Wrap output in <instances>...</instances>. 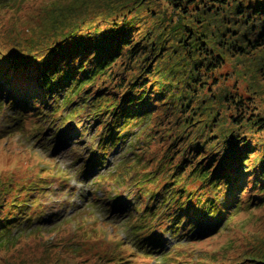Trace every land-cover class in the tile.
Here are the masks:
<instances>
[{
    "label": "trees",
    "instance_id": "1",
    "mask_svg": "<svg viewBox=\"0 0 264 264\" xmlns=\"http://www.w3.org/2000/svg\"><path fill=\"white\" fill-rule=\"evenodd\" d=\"M157 1L171 11L164 26L155 21ZM43 9V33L24 36L17 24L0 33V107H19L22 137L32 130L39 140L42 124L54 126L46 138L54 146L68 124L57 122L58 111L73 119L88 108L97 151L90 149L81 171L99 170L122 143L125 153L136 151L134 165L139 154L150 156L139 163L145 175L133 182L138 201L126 211L135 222L132 245L145 257L168 260L172 242H198L235 214L264 205V91L220 73L229 58L250 59L264 77V0H64L48 15ZM209 23L222 29L217 55L212 39L219 31ZM7 130L0 140L13 137ZM35 190L0 181V253L18 245L13 231L35 204ZM143 209V219L135 216ZM220 264H264V222Z\"/></svg>",
    "mask_w": 264,
    "mask_h": 264
},
{
    "label": "rangeland",
    "instance_id": "2",
    "mask_svg": "<svg viewBox=\"0 0 264 264\" xmlns=\"http://www.w3.org/2000/svg\"><path fill=\"white\" fill-rule=\"evenodd\" d=\"M63 1L13 0L12 3H1L0 33L4 34L13 24L21 27L24 36H31L28 34L30 32L43 33L49 19L37 14V10L45 8L40 13L48 15L52 13L55 3ZM105 1L111 5L113 1L117 4L121 0ZM152 5L161 15L155 21H162L161 25L164 26L166 20L170 19L169 7L160 1ZM173 20L177 22L178 19ZM183 21L188 24L187 17ZM209 27L211 31H219L218 36L212 39L216 49L214 54L217 55L222 29L220 23H209ZM209 31L206 30V38H203L205 43L211 39ZM44 39L46 38L41 40ZM150 39L152 40L151 35ZM226 63L220 71L222 76L230 74L233 81L241 80L243 86L249 85L264 91V77L260 78L252 71V64L257 61L249 59L241 63L239 59L229 58ZM186 74L189 73L186 71ZM186 74L183 75L184 78L187 77ZM231 85L229 84L230 87ZM220 88L214 87L222 95L224 92ZM18 108L0 107V135L7 129L13 134L10 139L0 140V181L20 186H36L31 197L37 200L27 211L25 219L16 225L19 229L13 231L17 235L15 241L19 246L11 252L0 253V264H102L96 261L105 259V255L133 264H220L221 260L229 259L239 250L241 240L259 230L264 222V205L241 211L229 219L226 228L207 238L193 243H188L190 240L183 241L181 245L177 241L167 244L166 247L169 245L171 249L168 260L145 257L142 250L132 245L135 238L131 226L135 222L134 218L128 220L126 211L133 208L134 203L137 204L133 182L138 176L145 175L139 171L138 166L140 162L146 163L150 156L144 152L139 154V163L134 165L132 159L136 151L125 153L126 147L122 143L116 150L104 155L105 163L102 167L98 165L99 170L81 171L90 149L97 151V145L92 141L94 126L88 120L90 110L85 109L79 117L73 119H68V112L65 110L58 111L57 122L68 124L62 126L57 133V145L54 146L53 143L47 145L46 142L54 127L46 129L47 122L42 124L43 137L39 135V140L36 139L38 135L31 138L32 130L28 132V137L21 136ZM31 123L27 122L25 126L28 127ZM75 135L80 138L73 144ZM151 141L149 149L153 148ZM146 169L149 170V166ZM98 175L101 177L97 179V184L91 185V181ZM114 178L117 179L114 181ZM144 179L141 178L142 181ZM146 182L143 183L145 186ZM147 189L152 187L147 186ZM103 195L107 198L102 200ZM113 202L117 209L110 211L109 206ZM40 215L44 216L39 217ZM135 216H142L143 219L144 209ZM148 223H151L150 219ZM162 236L163 240L170 243L169 235Z\"/></svg>",
    "mask_w": 264,
    "mask_h": 264
}]
</instances>
